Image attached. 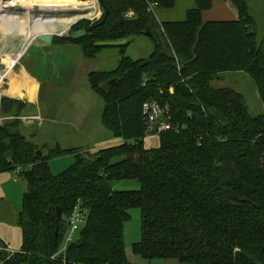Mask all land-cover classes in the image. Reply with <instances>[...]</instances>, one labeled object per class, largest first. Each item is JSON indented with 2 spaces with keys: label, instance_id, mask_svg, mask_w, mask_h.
Returning <instances> with one entry per match:
<instances>
[{
  "label": "trees",
  "instance_id": "16d2710c",
  "mask_svg": "<svg viewBox=\"0 0 264 264\" xmlns=\"http://www.w3.org/2000/svg\"><path fill=\"white\" fill-rule=\"evenodd\" d=\"M17 1L58 7L73 22L99 11L95 0ZM192 1L182 20L159 21L154 9L172 8L175 0H99L98 19H81L70 35L52 36V43H70L89 59L118 49L114 69L90 71L87 79L103 102L101 124L119 143L95 151L39 145L18 119L0 122V172L18 167L26 183L16 216L21 247L10 254L0 249V264H132L124 224L133 208L140 210L141 236L131 250L141 260L264 264V112L251 113L241 92L212 84L226 73H245L264 105V40L257 39L246 0H231L235 20L211 21L202 12L212 0ZM27 4L13 7L25 14L41 9ZM141 35L153 49L131 59L125 49ZM144 101L166 107L178 126L160 133L154 148L143 144ZM25 106L1 95L0 116H20ZM67 154L73 163L54 174L50 160ZM129 179L139 188H113ZM76 209L83 221L61 251Z\"/></svg>",
  "mask_w": 264,
  "mask_h": 264
},
{
  "label": "rangeland",
  "instance_id": "374dc122",
  "mask_svg": "<svg viewBox=\"0 0 264 264\" xmlns=\"http://www.w3.org/2000/svg\"><path fill=\"white\" fill-rule=\"evenodd\" d=\"M14 1L19 4H27L20 3L17 0H11L6 6L13 7ZM95 1L96 7L99 10L97 16L95 18L84 17L81 19L93 20L100 17L101 9L98 1ZM246 1L256 22L255 31L257 39L258 41H262L264 40V0ZM3 4V0H0V11L3 10ZM27 5L41 7V9L54 8L64 16L58 7ZM193 6L194 3L192 0H175L172 8L154 9V12L159 21L182 20L185 17L186 11L193 8ZM41 9L34 10V12H39ZM37 17L40 16L31 18L32 25L36 24L33 22L38 19ZM64 17L67 18V16ZM68 18L69 22L73 23V20H70V17ZM11 20L13 22H7L8 25L14 26L16 23L20 24L18 20ZM76 20L79 21V19ZM0 30L5 32L6 28L0 25ZM34 31L38 30L34 29L31 32L34 33ZM55 34L58 36H68L70 35V27L63 33L57 31ZM35 38L26 46L22 59V64L25 63L28 65L31 72L42 80L39 109L43 121L40 126H33V137H31V140L39 145L43 143H47L50 146L59 144L63 148H99L101 146L107 147L117 144L116 142L118 141L115 138H110L109 133L101 124L100 113L103 102L91 90L88 84L87 73L94 70L114 69L119 58L117 55L118 49L116 47L103 48L97 58L89 59L83 57L78 48L70 46V43L66 45L52 43L51 41L46 43L41 41L38 36ZM23 42L20 39L10 40L8 48L11 49L14 45H18V52H21L22 49L19 50V48ZM152 49L153 42L151 38L146 35H141L127 45L125 54L134 60L143 59L151 53ZM2 59H9V57L0 55V62H2ZM9 70L8 68H0V73L5 72L7 74ZM224 77L225 79L221 82L213 81L212 84L215 86H229L241 92L244 95L251 113L259 114L264 112V105L259 98L257 87L250 76L245 73H226ZM5 81L6 79L4 78L2 83ZM1 91L2 89L0 88V94ZM143 144L146 148L157 147L159 144V135L145 136ZM73 161L74 157L71 154L52 158L50 160V169L54 174L60 173L68 168ZM17 179L19 184L21 183L24 186L25 190L26 183L19 177ZM112 185L117 190H136L139 188V182L132 179L114 181ZM129 214L130 217L124 224V242L127 260L132 264H163L165 259L141 260L132 253V245L137 243L141 236L140 210L137 208L130 209ZM76 236L77 233H75L74 238ZM64 244L65 241H63L62 246Z\"/></svg>",
  "mask_w": 264,
  "mask_h": 264
},
{
  "label": "crops",
  "instance_id": "0c3cea01",
  "mask_svg": "<svg viewBox=\"0 0 264 264\" xmlns=\"http://www.w3.org/2000/svg\"><path fill=\"white\" fill-rule=\"evenodd\" d=\"M21 10L23 11V9ZM23 12L19 14L13 13V15L21 16L22 18L23 16H26L25 11ZM235 19L236 12L231 3V0H212L211 8L202 12L203 21ZM2 24V20H0V25ZM15 31L16 30H13L12 32L8 33L2 32L0 30V55L9 57V59H2V62H0V68L10 69L4 77L6 81L2 83L3 85L1 86L2 91L0 97L2 95L21 100L23 103H25L26 106L23 109L22 115L15 117L0 116V119L1 121L4 119H18L20 121V124L25 129H28V131L30 132V137H33V126H40L43 121L39 109V105L41 102L40 91L42 87V80L31 72V69L28 65H26L25 63L22 64V59L26 46L31 42V40L36 39L35 37L37 36L39 38V36L44 32L34 31L33 33L30 31V34H26L24 31L20 33ZM55 32L56 31H54V33H48H51V35L54 36L57 35L55 34ZM18 39L24 41L19 48V50L22 49L21 52H18V45H14L13 48L9 49V41ZM117 141L118 142L116 143H119V140ZM90 149L92 151H95L98 148L90 147ZM17 177L18 176L15 171L0 172V245H2L0 247H6L12 251H19L22 241L21 229L16 224V216L20 212L21 198L24 192V186L21 183L19 184ZM163 264L184 263H180L176 259L169 258L165 259Z\"/></svg>",
  "mask_w": 264,
  "mask_h": 264
},
{
  "label": "built area",
  "instance_id": "2783aa9c",
  "mask_svg": "<svg viewBox=\"0 0 264 264\" xmlns=\"http://www.w3.org/2000/svg\"><path fill=\"white\" fill-rule=\"evenodd\" d=\"M155 5H156L155 2H150L147 10L153 11V7ZM5 75H6L5 72L0 73V88L2 86V81ZM141 115H142V121L144 123L145 136L159 135L164 131L171 129L176 130L178 128V126L171 121V117L166 107L160 106L155 101H144L141 106ZM14 171L18 173L19 168L17 167ZM82 221H83V216L81 215L80 211L78 209L74 210V212L72 213L69 219L65 244L61 247L60 249L61 251H64L66 245L73 240L74 235L78 230V227L82 223ZM0 249L5 250L9 254L14 252L6 247H0ZM53 258H55V256H53L52 259Z\"/></svg>",
  "mask_w": 264,
  "mask_h": 264
},
{
  "label": "bare ground",
  "instance_id": "6f19581e",
  "mask_svg": "<svg viewBox=\"0 0 264 264\" xmlns=\"http://www.w3.org/2000/svg\"><path fill=\"white\" fill-rule=\"evenodd\" d=\"M10 1L11 0H3L4 2L3 10L0 11V20H2L3 23L2 26L6 28L5 32H12L13 30H16L15 32L20 33L24 31L26 34H30V31L37 29L38 31H42V32L54 33V31L56 32L59 31L63 33L68 30L69 18L62 16L58 10L54 8H42L41 11L39 12H34L32 14L26 13V16L25 17L23 16L21 18V16L13 15V13L15 14L22 13L23 11L20 8L6 6V4L9 3ZM36 16H40V17H37L38 19L33 22L36 24L32 25L31 18H36ZM11 19H13L14 21L18 20L20 24L16 23V25L14 26L8 25L7 22L12 21Z\"/></svg>",
  "mask_w": 264,
  "mask_h": 264
},
{
  "label": "water",
  "instance_id": "95a60500",
  "mask_svg": "<svg viewBox=\"0 0 264 264\" xmlns=\"http://www.w3.org/2000/svg\"><path fill=\"white\" fill-rule=\"evenodd\" d=\"M97 1H98V3H99V0H97ZM79 20H80V19H79ZM77 21H78V20H76V21H74L73 23H71V24L69 25V27H71V26H72L73 24H75ZM69 27H68V28H69ZM83 34H84L83 32L76 33V34L74 35V37H79V36H82ZM147 35H148V36H151V33L148 32ZM39 39H40L41 41H43V42L48 43V42L51 41V39H52V35H51V33L44 32V33H42V34L39 36ZM123 42H124V41H121L120 43H123ZM36 154H37L38 156H40V155H41V151H40V150H37V151H36ZM56 209H57L58 217H59V218L62 217V213H61L60 208L57 207Z\"/></svg>",
  "mask_w": 264,
  "mask_h": 264
}]
</instances>
